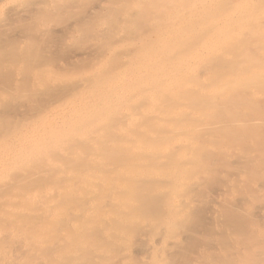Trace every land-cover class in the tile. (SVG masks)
Listing matches in <instances>:
<instances>
[{
  "label": "bare ground",
  "instance_id": "6f19581e",
  "mask_svg": "<svg viewBox=\"0 0 264 264\" xmlns=\"http://www.w3.org/2000/svg\"><path fill=\"white\" fill-rule=\"evenodd\" d=\"M0 264H264V0H0Z\"/></svg>",
  "mask_w": 264,
  "mask_h": 264
},
{
  "label": "rangeland",
  "instance_id": "374dc122",
  "mask_svg": "<svg viewBox=\"0 0 264 264\" xmlns=\"http://www.w3.org/2000/svg\"><path fill=\"white\" fill-rule=\"evenodd\" d=\"M68 45H71V44H68ZM74 45H75V46H72V47H71V46H68V47H67V44H65V45L62 44V46L57 45L56 47H53V46H52V48H51V49H52L51 52H52V54H56V52H57L58 56L61 57L62 54H63L62 56H64V55H68V54L66 53V52H67L66 50H67L69 47H70V48L75 47L73 50L70 49V48H69L70 50L68 49V51H69V53H70V55H68V56H71L72 54H74V52H77L78 49H81V48L84 47V44H83L82 46H80L81 44H79L80 47L77 46L76 43H75ZM54 46H55V45H54ZM58 46H59L60 48H59ZM85 46H86V45H85ZM56 48H58V49H56ZM59 49H64L65 51L63 50L64 52L62 53V51L59 50ZM55 50H56V52H55ZM57 50H58V51H57ZM60 51H61V53H60ZM58 52H59V53H58ZM64 53H66V54H64ZM72 56H73V55H72ZM63 58H64V57H63ZM65 58H66V57H65Z\"/></svg>",
  "mask_w": 264,
  "mask_h": 264
}]
</instances>
